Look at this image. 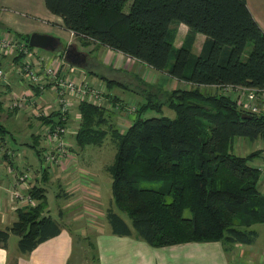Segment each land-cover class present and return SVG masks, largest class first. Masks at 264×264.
Listing matches in <instances>:
<instances>
[{"label": "trees", "instance_id": "16d2710c", "mask_svg": "<svg viewBox=\"0 0 264 264\" xmlns=\"http://www.w3.org/2000/svg\"><path fill=\"white\" fill-rule=\"evenodd\" d=\"M44 1L81 44L110 47L191 83L190 89L168 94L174 117L149 101L128 127L112 128L117 153L108 167L113 201L107 219L113 232L134 234L154 247L191 241L254 244L258 233L252 227L264 223L261 172L252 164L257 153L238 155L233 142L264 138V115L243 117L223 89L264 87V30L247 0ZM177 23L190 32L179 48L172 29ZM198 32L208 39L195 55ZM23 37L29 42V35ZM205 86L216 91L203 92ZM80 107L79 143L102 141L110 132L103 129L110 111L90 103ZM149 107L161 115H149ZM31 194L35 205L20 208L18 219L0 229V247L15 234L19 250L30 252L60 234L46 188L33 187ZM115 207L128 214L132 226Z\"/></svg>", "mask_w": 264, "mask_h": 264}, {"label": "crops", "instance_id": "0c3cea01", "mask_svg": "<svg viewBox=\"0 0 264 264\" xmlns=\"http://www.w3.org/2000/svg\"><path fill=\"white\" fill-rule=\"evenodd\" d=\"M257 4L258 0H247L251 13L264 30V16ZM10 9L13 12L8 11ZM0 15V22L5 25V27L0 25V30L7 29L18 35L33 31L51 34L61 41L60 46L64 40L66 42L64 47H77L79 51L87 55L86 66L70 64L64 60L62 52L57 55L44 52L41 48H36V51L31 50L27 55H19L18 52L13 51L10 54H3L7 55L5 59L0 57V65L4 64L7 69L4 84L0 83V90L5 94L10 92V101H7L5 107L9 105L11 109L18 108V112L7 109L9 112L2 118L5 107L0 105V229L10 227L18 219V210L25 206L16 194L31 193L33 187H45L47 195L48 186L55 188L56 197L60 200L58 201L59 217L55 218L50 213L62 229L60 234L47 239L30 252H21L18 243H15V239L13 241V235H11L7 247H0V264H264V249H256L260 248L256 246L258 238L254 244L234 243L230 244V247L221 241H191L154 247L134 234L114 233L108 219L110 228L104 227L103 219L98 224L93 223V228L98 225L96 228L98 231L92 240L87 239L91 243H88L83 253L81 252L78 261L75 252V237L67 230L64 223L67 213L61 214L60 209H67L72 218L78 215L73 213L74 210L80 209L88 212V208L92 207L96 210L95 204L92 205L94 200L91 199L88 204L86 199L90 198L89 193L98 190L99 183L95 176L97 172L92 171L89 159L83 157L77 148L79 145L82 147L90 143H79L77 135L82 122L80 106L91 99L87 94H84L81 99L65 94L62 84L67 81H77L81 85H90V88H95L104 94L101 95L100 101L97 102L95 99L97 103L108 102L106 105L111 108V101L118 99L126 104L128 109H135V105L143 106L155 100L149 98L150 88H147V85L159 89L166 98V95L174 89L191 88V83L178 80L166 71H159L110 47L96 43L88 46L81 44L80 39L73 32L62 27V19L46 8L44 0H0ZM25 25L34 29L24 33ZM172 29L174 44L176 48H179L183 45L187 34L190 33L189 27L185 23H177L172 26ZM207 39L208 37L203 33L196 34L192 48L195 55L201 53ZM40 55L50 62L48 63V60L44 63L39 62ZM23 59H28L34 65L32 67L39 77L36 84L30 83L29 78L27 79L28 75L21 69ZM49 65H54L56 68L53 75L45 71ZM14 81H18L22 87L19 93L11 92ZM210 87L215 89L214 92L216 91L215 86ZM225 88L223 87L224 90ZM219 89L222 90L220 87ZM48 91L53 92L54 95L50 102H47L45 98ZM22 96H27L24 98L22 107H13L12 103ZM32 96L37 97V101H33ZM110 97L114 99L111 100ZM161 104L158 108L161 109L160 112H164L165 108L171 109L167 98ZM74 109L78 111L73 119L78 122L76 125L69 123L70 114L74 112ZM25 112L44 119L47 126L45 132L41 130L42 133H33L31 140H28L29 137L19 123L21 118L26 117L22 116ZM117 112L119 113V111L111 112L110 117L114 122L113 126L116 125L118 128L120 118H117ZM146 112L150 114L156 111L149 107ZM10 120H12L11 124L17 125L20 130L16 135L8 131ZM61 125H66V133L61 135L60 140L51 138L49 132ZM11 140L15 142L19 140L24 145L21 148H13ZM41 140L48 146L46 158L52 162L51 165L39 166L36 160L27 153V148L38 147ZM253 141L247 137H236L233 142V151L241 156H249L256 152L255 158H260L259 162H261L257 167L260 168L264 165V145L254 148ZM260 149L261 153L258 152ZM16 150H22V152ZM260 172L262 173L261 170ZM24 176L26 179L22 180L21 177ZM261 184L264 192L263 182ZM33 199L36 202V198L33 197ZM252 228L254 230V226ZM253 247L256 248L253 249ZM83 258L84 261H80Z\"/></svg>", "mask_w": 264, "mask_h": 264}, {"label": "rangeland", "instance_id": "374dc122", "mask_svg": "<svg viewBox=\"0 0 264 264\" xmlns=\"http://www.w3.org/2000/svg\"><path fill=\"white\" fill-rule=\"evenodd\" d=\"M257 5L259 7V10L262 12V15L264 16V0H258ZM8 11L13 12L12 9H10ZM0 17H1V15H0ZM53 24H54V22H53ZM0 25H2L1 27H5V25L2 24L1 22H0ZM30 27L28 28L25 25L24 33H26L25 31H27V30L30 31V30L34 29V28H30ZM37 27H39V26L37 25ZM0 31H1L0 34L10 33L11 36L15 35V37L17 39H20L23 41H26L27 39L25 37H22L21 35H23V36L29 35V38H30V35L33 32H37V31H33L32 33H28V34L27 33L26 34L19 33L21 35H18V34H14L13 32L11 33L10 30H7V29L0 30ZM29 31H27V32H29ZM64 46H66V42L64 40H62V45L60 46V48L57 51L52 52V53L60 55L59 53L62 52L64 60L67 62V60L65 59V50L68 47L66 48ZM63 47L66 49H64ZM175 47H176V45H175ZM33 48H36V47H33ZM41 50L44 52H51V51H47L44 49H41ZM24 52H25V50H19L18 51L19 55L24 54ZM247 55H248V52L245 54V57ZM0 57H1V59H5L7 57V55L4 56L3 54H0ZM48 63H49V61H48ZM3 65H0V67H2ZM11 87H12L11 92H14V93H19L22 90V87L18 83V81L17 82L14 81V85H12ZM187 89H190V88H187ZM156 90H158V92ZM201 90L203 92L205 91V92L209 93V92H214L215 89L213 87H202ZM148 94L150 96L149 97L150 99L154 98L155 99V100L153 99L154 101L159 100L156 103H160V104L168 97V95H166V98H165L164 95H162V92L159 91V89H157L155 87H151L148 91ZM101 95H104L102 91L100 93L98 101H100L102 99ZM45 98L47 99L46 100L47 102H50L54 98L53 92H51V91L46 92ZM9 99H10V92L8 94H5V93H1V90H0V105H1V107H5V104L7 103V101L8 102L10 101ZM113 99L114 98H111V100H113ZM111 102H112L111 108H114L116 110H113L109 106H107L106 103H108V102H105L103 104L104 106H101L99 104H95L92 100L90 102H86V103L94 104V105L99 106V107L108 108L110 110V113L111 112L115 113L116 111H119V113L117 112V114H116V116H118L117 118H120V119H118L120 126L117 128L119 130L128 127L131 119L136 117L134 115H137V111L142 107V105H140V106L135 105V109H128L127 105L120 102V100H118V99L116 101H111ZM7 109L18 112V108L17 109H11V108H9V105H8L7 108L5 107L3 109L4 113L1 115L2 118H4L5 115L9 112V111H7ZM15 112H12V113H15ZM77 114H78V111L74 109V112H72L70 114V119H71V121L69 122L70 124H72V125L78 124V122H75V120H73ZM163 114L171 116V117L175 116L174 110L168 109V108H165V111L163 112ZM23 115H25L26 117L28 115V117H29V119H28V117L27 118L23 117L19 121L20 125H22V127H23L24 133H26L27 136L29 137L28 140L32 139L33 133H39V132L42 133V131L45 132L47 130V126H46L44 119L37 117V116H33L32 114H28L27 112L22 114V116ZM149 115H161V114H157L156 112H153V113H150ZM132 116H134V117H132ZM11 121L12 120L9 121L8 131L10 133L16 135L19 133L20 130L18 129L17 125L15 126L14 124H11ZM112 121L113 120L110 117V120L104 124L103 129H105V126H107L106 129L110 130L108 137L106 136L107 138L103 139L102 141H98V142H90L89 144L84 145L82 147L80 145L77 146L78 152L81 151V155H83V157H85L86 159H89V165L91 166L92 171L97 172V174L95 176H96L97 182L99 183L98 184V190L93 192V193H89L88 197H90V198L86 199L88 201V204H89V201L91 199L94 200L92 205L94 206V204H95L96 210L93 207L91 209L88 208V212H86L87 210H85V211L80 210V209L78 211L74 210L73 213L78 214V215H76L72 218L70 213H68L67 209H60L61 214L67 213V216L64 217V223L67 226V230L70 231L71 233H73V235L75 237V252L77 253L78 261H79V258L81 257L80 256L81 252L83 253V251L87 247V245H89L91 243L89 241L95 237V234L98 231L96 229L98 227V225H97V227L94 226V228H93L92 227L94 225L93 223L98 224V222L101 219H103L102 223H103L104 227L110 228V224L107 221V211H108L109 207H111V204L113 201V198H112L113 197L112 196L113 179H112V175H111L108 167L114 162L115 155L117 153L116 141H115V138L111 135V130L114 127V126H112L114 124V122H112ZM110 122L112 124H110ZM75 143H77V142H75ZM23 145L24 144H22L18 140L16 142L12 141L11 146L13 148H21ZM252 145L254 148L255 147L257 148L259 145H264V138H259L257 140H254L252 142ZM47 147L48 146L46 145V142L41 140V143H39L38 147H30V148L26 147V148L28 149V152H27L28 155L29 156L31 155L33 157V159L36 160L37 165L43 166V165H51L52 164V162L48 161L46 158L48 156V148ZM238 150H241V149H238ZM16 151L22 152V150H16ZM240 152L242 154H245L243 151H240ZM258 152L261 153L262 150L260 149V150H258ZM259 161H260V158L257 157L255 159H253L252 164L259 166L261 164V162H259ZM261 182H263V185H264V172L261 173ZM47 188H48V194H47L48 209L50 210V212L53 214V216L55 218H58L59 217V208H58L59 202L58 201H60V200L58 197H56L55 188H53L52 186H48ZM23 209H26V207L23 206ZM115 210L127 221V223L130 226H132V221H131L130 217L128 216V214L120 211L117 207H115ZM254 229L258 233V240L256 242V246L260 247V248L253 247V249L256 248V249L262 250L261 248L264 249V223L254 225ZM12 235H13V241L15 239V243L16 242L18 243L19 237L15 234H12ZM86 236H88L89 238H87ZM87 239H89V241H87ZM13 241H12V243L15 244ZM228 245L230 247V244H228ZM80 261H84V258L81 259Z\"/></svg>", "mask_w": 264, "mask_h": 264}, {"label": "built area", "instance_id": "2783aa9c", "mask_svg": "<svg viewBox=\"0 0 264 264\" xmlns=\"http://www.w3.org/2000/svg\"><path fill=\"white\" fill-rule=\"evenodd\" d=\"M19 50H25L24 54H30L31 50L36 51V48H30L29 42L17 39L14 36H11L10 33H2L0 34V54H10L13 51L18 52ZM40 61L44 63V61L48 60L43 56H39ZM51 60V59H50ZM49 61V60H48ZM52 61V60H51ZM50 62V61H49ZM32 63L28 61V59H23L21 63V69L28 75L30 83L36 84L38 74L35 72L32 67ZM34 66V65H33ZM55 66L49 65L46 67L45 71L49 75H53L55 72ZM7 76V69L5 66L0 67V83L4 84L5 78ZM63 85V91L65 94H70L75 96L78 99L84 94L89 96L95 104L103 105L98 102V98L100 96L101 91L90 88V85H81L75 82L67 81ZM225 91L230 95L232 99H234L239 107L245 112L249 114H257L264 115V87H249L245 85H227ZM33 93V92H30ZM27 96H22L16 99L12 105L13 107H22L24 98ZM97 100V102L95 101ZM33 101H37V97L32 96ZM90 100V101H91ZM67 101V98H66ZM88 101V100H87ZM89 101V102H90ZM66 117V116H65ZM66 133V125H61L57 127L54 131L49 132L51 138L61 139V135ZM260 170L264 172V165L260 166ZM22 180L26 179V176L21 177ZM18 198L24 203L26 208L33 207L36 202H34L33 196L31 193L27 192L24 194H16Z\"/></svg>", "mask_w": 264, "mask_h": 264}, {"label": "water", "instance_id": "95a60500", "mask_svg": "<svg viewBox=\"0 0 264 264\" xmlns=\"http://www.w3.org/2000/svg\"><path fill=\"white\" fill-rule=\"evenodd\" d=\"M61 41L54 35L40 32H33L29 38L31 47L41 48L47 51L55 52L60 48ZM65 59L73 65L86 66L87 55L77 49L69 46L65 50ZM243 117H252L249 113H244Z\"/></svg>", "mask_w": 264, "mask_h": 264}, {"label": "bare ground", "instance_id": "6f19581e", "mask_svg": "<svg viewBox=\"0 0 264 264\" xmlns=\"http://www.w3.org/2000/svg\"><path fill=\"white\" fill-rule=\"evenodd\" d=\"M31 47V46H30Z\"/></svg>", "mask_w": 264, "mask_h": 264}]
</instances>
